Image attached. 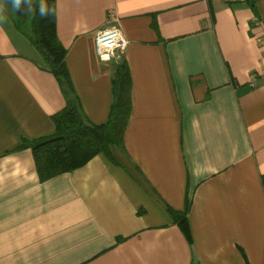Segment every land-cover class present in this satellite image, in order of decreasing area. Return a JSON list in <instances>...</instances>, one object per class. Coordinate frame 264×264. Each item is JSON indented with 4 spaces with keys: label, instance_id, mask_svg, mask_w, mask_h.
Masks as SVG:
<instances>
[{
    "label": "crops",
    "instance_id": "crops-1",
    "mask_svg": "<svg viewBox=\"0 0 264 264\" xmlns=\"http://www.w3.org/2000/svg\"><path fill=\"white\" fill-rule=\"evenodd\" d=\"M3 15L0 264H264V0H54L82 115L103 124L113 100L103 27L128 41L131 108L114 162L42 183L16 149L53 133L65 99ZM187 202L188 237L167 211Z\"/></svg>",
    "mask_w": 264,
    "mask_h": 264
},
{
    "label": "trees",
    "instance_id": "trees-1",
    "mask_svg": "<svg viewBox=\"0 0 264 264\" xmlns=\"http://www.w3.org/2000/svg\"><path fill=\"white\" fill-rule=\"evenodd\" d=\"M51 9L48 16L35 17L13 12L7 0L0 4L10 15L16 30L27 38L40 56L43 69L57 80L65 107L52 117L53 133L34 140H23L16 150L29 149L32 153L35 171L40 183L61 174L69 173L103 154L114 162L111 148L123 152L122 138L130 116V77L123 60L113 66L111 86L113 100L108 118L100 125L90 124L82 115L73 94L68 73L64 65L65 50L59 44L54 25V0H47ZM189 202L183 212L167 209L173 222L188 237L186 214Z\"/></svg>",
    "mask_w": 264,
    "mask_h": 264
},
{
    "label": "clouds",
    "instance_id": "clouds-1",
    "mask_svg": "<svg viewBox=\"0 0 264 264\" xmlns=\"http://www.w3.org/2000/svg\"><path fill=\"white\" fill-rule=\"evenodd\" d=\"M7 3L10 4L11 10L13 12L28 14L35 17L37 10L40 17L48 16L51 13V9L47 3V0H7ZM4 5L0 4V23H3L6 20V17L3 15ZM114 31L113 40L114 43L109 44L111 49V54L101 55L100 59L103 62H108L115 55V48L120 47L122 50L127 47L128 41L125 38L124 34L119 30H105V32ZM102 34L97 33V39L99 43V38ZM116 37L119 39L116 40ZM99 54V53H98Z\"/></svg>",
    "mask_w": 264,
    "mask_h": 264
},
{
    "label": "built area",
    "instance_id": "built-area-1",
    "mask_svg": "<svg viewBox=\"0 0 264 264\" xmlns=\"http://www.w3.org/2000/svg\"><path fill=\"white\" fill-rule=\"evenodd\" d=\"M111 19V16H108V20ZM255 24L257 22L253 21ZM105 30H116V28H112V27H103L102 29L98 30L95 35H94V51H95V55L97 56V58L99 59L100 62L102 63H113L114 65L118 64L121 62L123 54L126 50V48H124L123 50L120 47H116L115 48V55L112 57L111 60H109L108 62H103L100 59L101 55H105V54H111V49L109 48V44L114 43L113 40V36H114V31H110V32H105ZM97 33H101L102 35L99 38V43H98V39H97ZM119 38L116 37V40H118ZM99 53V54H98Z\"/></svg>",
    "mask_w": 264,
    "mask_h": 264
}]
</instances>
